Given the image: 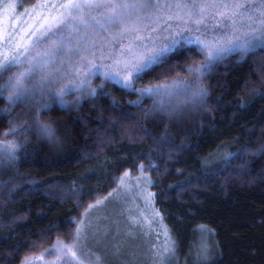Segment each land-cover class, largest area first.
I'll use <instances>...</instances> for the list:
<instances>
[{
    "label": "trees",
    "instance_id": "16d2710c",
    "mask_svg": "<svg viewBox=\"0 0 264 264\" xmlns=\"http://www.w3.org/2000/svg\"><path fill=\"white\" fill-rule=\"evenodd\" d=\"M164 59L135 84L171 85L163 110V95L105 75L112 65L70 63L74 75L58 81L34 68L16 89L19 64L0 71V139L14 144L0 156V264L74 242L93 201L123 190L125 173L147 177V232L174 244L164 264H264V29L202 75L186 70L206 60L188 39Z\"/></svg>",
    "mask_w": 264,
    "mask_h": 264
},
{
    "label": "rangeland",
    "instance_id": "374dc122",
    "mask_svg": "<svg viewBox=\"0 0 264 264\" xmlns=\"http://www.w3.org/2000/svg\"><path fill=\"white\" fill-rule=\"evenodd\" d=\"M19 3L0 0V65L13 60L11 64H19L21 71L15 67L11 74L15 83L19 74L34 68L48 80H66L74 75L68 70L70 63L85 61L112 65L102 71L119 80L116 74L123 64L117 61L130 60L145 45L173 46L179 35L193 43L231 38L234 46L264 29V0H40L23 7ZM69 3L84 6L70 11L63 7ZM54 18L66 20L67 26L55 24L53 35L47 26ZM13 146L0 139V156L12 152ZM120 183L123 190L92 202L74 242L58 238L52 253L29 256L28 264H164L174 244L165 246L147 232L150 219L141 207L149 197L147 177L128 173Z\"/></svg>",
    "mask_w": 264,
    "mask_h": 264
},
{
    "label": "snow or ice",
    "instance_id": "6c2138e0",
    "mask_svg": "<svg viewBox=\"0 0 264 264\" xmlns=\"http://www.w3.org/2000/svg\"><path fill=\"white\" fill-rule=\"evenodd\" d=\"M84 5L76 4V3H69L67 5H64L63 7L70 11L78 10L80 7ZM91 6V5H87ZM124 7H127V5H124ZM57 23H63L65 26H67L66 20H60L57 18L53 19L52 24H49L47 26V32L49 34L52 33V27ZM253 25H249V27H252ZM181 37L178 35L175 37L171 44L174 45L176 43H179V39ZM184 39H187V37H183ZM137 39H141L140 37H137ZM233 43L231 38H228L224 41H217L216 43H210V42H204L197 39V44L199 45V52L200 54L204 55L206 57L205 63H203L200 66H193L189 67L186 70L189 72H192L194 74H204L202 70H207L210 67V64L214 62L219 55L226 50L227 45H231ZM53 47H57V45L54 43ZM171 50V45H163V46H143V51L136 53L130 60H124V61H117V64H123V67L121 68L120 72L116 75L119 77V82L121 86L125 89H129L132 92H139L141 96H164L166 99H161L156 102L154 107L159 108L160 110L165 109L168 107L173 97L176 95L174 91H171V85L167 84H154L146 87H142L140 89H137L135 87V84L137 81L144 78L145 75H147L149 72L154 71L155 67L163 64L165 62V57ZM15 61H10L4 65H0V71L6 70L8 66H10L11 63H14ZM28 74H19L16 80V84L11 85L14 89L18 88L19 84L21 83V80L24 76ZM199 79V75H197V80ZM173 85H187L186 81H173ZM183 91L190 94L191 98H198L202 96L203 90L192 92L188 87H184ZM2 94V92H0ZM12 95L10 94L9 99H12ZM131 103H137L138 101H132ZM45 130L49 133L51 132V129L47 126H44ZM12 133L15 132V129L11 130ZM14 147V146H13ZM128 173H125V176H127ZM98 203H100L98 201ZM91 207V206H90ZM79 232V229H78ZM59 243V241H57ZM206 247V246H204ZM55 248L49 249L46 251H54ZM24 264H28V260L26 259Z\"/></svg>",
    "mask_w": 264,
    "mask_h": 264
}]
</instances>
